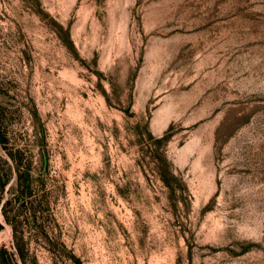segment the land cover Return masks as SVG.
<instances>
[{
	"label": "rangeland",
	"instance_id": "1",
	"mask_svg": "<svg viewBox=\"0 0 264 264\" xmlns=\"http://www.w3.org/2000/svg\"><path fill=\"white\" fill-rule=\"evenodd\" d=\"M0 264H264V0H0Z\"/></svg>",
	"mask_w": 264,
	"mask_h": 264
}]
</instances>
